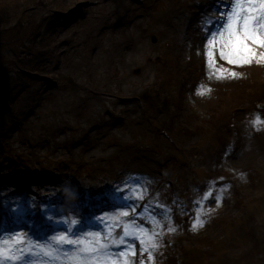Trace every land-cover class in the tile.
Segmentation results:
<instances>
[{"label":"rangeland","instance_id":"1","mask_svg":"<svg viewBox=\"0 0 264 264\" xmlns=\"http://www.w3.org/2000/svg\"><path fill=\"white\" fill-rule=\"evenodd\" d=\"M3 2L11 23L25 5L24 19L45 20L49 35L41 82L0 109V202L12 232L45 243L32 233L53 229L51 240L76 219V241L91 233L116 246L128 229L124 249H108L113 264H134L136 245L141 264H264V124L252 123L264 120V63L220 59L231 0ZM24 184L36 219L10 195ZM62 248L28 260L68 264L75 246Z\"/></svg>","mask_w":264,"mask_h":264},{"label":"snow or ice","instance_id":"2","mask_svg":"<svg viewBox=\"0 0 264 264\" xmlns=\"http://www.w3.org/2000/svg\"><path fill=\"white\" fill-rule=\"evenodd\" d=\"M231 3L232 7L226 14L227 21L224 26L226 38L220 41L219 46L220 59L238 67L249 65L253 60H256L257 63H264V53L257 57L252 47L264 48V0H231ZM214 42L215 35L209 40V46L212 47ZM208 55L209 66L212 67L214 64L213 53L210 51ZM230 75L233 78H238L236 72H231ZM223 78H225L223 74L217 76V79ZM200 94L203 95V92ZM252 123L261 125L264 124V120L257 116ZM64 223L68 225L64 232L52 236L51 240L46 238L45 243L33 242L27 234L19 232L10 233L7 239L0 237V264H30L28 260L30 255L42 254L54 258L53 253L64 244L75 246L72 253H65L68 264H113L108 253V249L112 245H109L106 241L102 243L100 239L95 238L97 234L91 233L89 234L93 237L91 240L87 238L80 241L72 240L69 238L68 233L72 232L80 222L72 219L71 221H64ZM135 238L133 237V239ZM127 240L128 229L125 228L124 235L119 236L118 242L113 238V243L119 247L126 244ZM140 243L144 245L145 241L141 239ZM128 247H131V245H128ZM132 254L136 255L134 249ZM122 255H126V253H122ZM148 258L149 260L152 258L150 252ZM125 264H127V261H125Z\"/></svg>","mask_w":264,"mask_h":264},{"label":"trees","instance_id":"3","mask_svg":"<svg viewBox=\"0 0 264 264\" xmlns=\"http://www.w3.org/2000/svg\"><path fill=\"white\" fill-rule=\"evenodd\" d=\"M8 6L0 0V107L8 103L9 97L23 83L35 82L33 74L36 73L32 72L38 73L41 70L40 66L43 64L39 62L40 52L49 44L48 37L40 34L43 20L39 24L34 19L25 20L24 5L22 9L17 8L16 20L11 23L13 17L4 16ZM7 22H10L8 27ZM4 47L12 48L17 53V58L6 59L2 54ZM9 93L11 94L8 96Z\"/></svg>","mask_w":264,"mask_h":264}]
</instances>
